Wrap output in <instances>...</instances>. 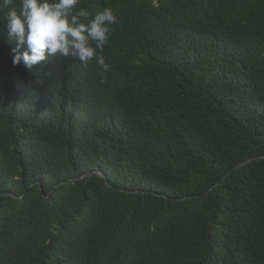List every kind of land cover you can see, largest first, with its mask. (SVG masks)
Masks as SVG:
<instances>
[{"label":"trees","instance_id":"obj_1","mask_svg":"<svg viewBox=\"0 0 264 264\" xmlns=\"http://www.w3.org/2000/svg\"><path fill=\"white\" fill-rule=\"evenodd\" d=\"M105 7L107 71L0 21V264H264V0Z\"/></svg>","mask_w":264,"mask_h":264},{"label":"clouds","instance_id":"obj_2","mask_svg":"<svg viewBox=\"0 0 264 264\" xmlns=\"http://www.w3.org/2000/svg\"><path fill=\"white\" fill-rule=\"evenodd\" d=\"M80 0H0L10 40L16 42L12 63L31 70L50 58L64 57L87 66L95 61L105 71L103 49L118 16L111 7L91 15ZM26 45V48H25Z\"/></svg>","mask_w":264,"mask_h":264},{"label":"water","instance_id":"obj_3","mask_svg":"<svg viewBox=\"0 0 264 264\" xmlns=\"http://www.w3.org/2000/svg\"><path fill=\"white\" fill-rule=\"evenodd\" d=\"M251 161H253V159L248 160V161H245V162H243V163L237 165L233 170H231V171L229 172V174H231V173L234 172L235 170H237V169H239V168L245 166L246 164L250 163Z\"/></svg>","mask_w":264,"mask_h":264}]
</instances>
